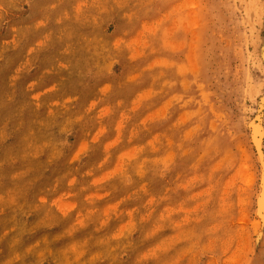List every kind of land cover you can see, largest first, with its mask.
Listing matches in <instances>:
<instances>
[{
    "label": "rangeland",
    "instance_id": "obj_1",
    "mask_svg": "<svg viewBox=\"0 0 264 264\" xmlns=\"http://www.w3.org/2000/svg\"><path fill=\"white\" fill-rule=\"evenodd\" d=\"M263 168L264 0H0V264H264Z\"/></svg>",
    "mask_w": 264,
    "mask_h": 264
},
{
    "label": "bare ground",
    "instance_id": "obj_2",
    "mask_svg": "<svg viewBox=\"0 0 264 264\" xmlns=\"http://www.w3.org/2000/svg\"><path fill=\"white\" fill-rule=\"evenodd\" d=\"M247 43V42H246ZM261 120V119H260ZM253 124V123H252ZM255 124V123H254ZM251 128H253L252 130H254L255 131V135H253V137L255 136L256 137V134H261L262 133V129H261V126H260V124L259 123H257V125L256 126H252ZM261 136H262V134H261ZM253 137H252V139H253ZM257 140V139H256ZM256 140H255V142H256ZM253 141V140H252ZM258 146H261L262 145V140L260 139V140H258ZM259 152V151H258ZM258 154V153H257ZM264 169V168H263ZM262 169V170H263ZM264 171V170H263ZM262 202V204H263V202H264V190H263V193L262 194H260L259 195V198H258V205L260 204ZM263 212L264 211H262L261 212V214L259 213V209H258V211H257V218H258V222H257V224L261 227L262 226V222L263 221H261V220H263L264 219V214H263ZM262 228V227H261ZM260 229V228H259ZM261 244V243H260ZM262 244H263V242H262Z\"/></svg>",
    "mask_w": 264,
    "mask_h": 264
}]
</instances>
